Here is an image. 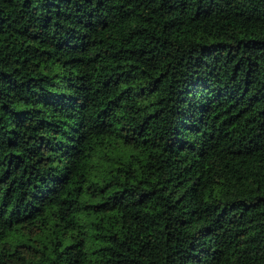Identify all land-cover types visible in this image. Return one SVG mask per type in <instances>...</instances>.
<instances>
[{"label": "trees", "instance_id": "1", "mask_svg": "<svg viewBox=\"0 0 264 264\" xmlns=\"http://www.w3.org/2000/svg\"><path fill=\"white\" fill-rule=\"evenodd\" d=\"M0 264H264V0H0Z\"/></svg>", "mask_w": 264, "mask_h": 264}]
</instances>
